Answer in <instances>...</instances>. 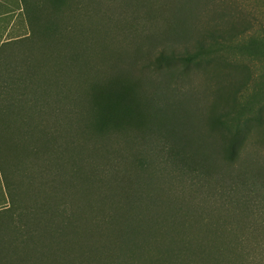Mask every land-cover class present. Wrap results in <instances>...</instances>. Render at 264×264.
Returning a JSON list of instances; mask_svg holds the SVG:
<instances>
[{"label": "trees", "instance_id": "trees-1", "mask_svg": "<svg viewBox=\"0 0 264 264\" xmlns=\"http://www.w3.org/2000/svg\"><path fill=\"white\" fill-rule=\"evenodd\" d=\"M226 1L212 0L231 20L227 28L212 30V44L196 39L192 53L159 28L147 30L152 20L143 16L128 38L111 37L135 49L114 50L101 29L112 27L113 15L101 0H24L29 35L0 45V103L9 118L8 132L0 130V264H243L244 250L255 253L241 243L245 229L239 236L233 227L238 212L212 199L214 182L243 180L237 161L254 128L229 126L224 91L215 89L207 123L218 148L210 164L172 143L174 128L154 135L162 122L148 113L149 87L190 96L172 80L214 63L219 39L253 28L236 0L224 10ZM152 5L146 13L156 12ZM255 123H264L263 111ZM7 138L17 152L6 150Z\"/></svg>", "mask_w": 264, "mask_h": 264}, {"label": "rangeland", "instance_id": "rangeland-1", "mask_svg": "<svg viewBox=\"0 0 264 264\" xmlns=\"http://www.w3.org/2000/svg\"><path fill=\"white\" fill-rule=\"evenodd\" d=\"M133 1L101 0V8L113 15V17H109L110 14L107 16L112 27L104 23L101 28L102 33L110 36L108 37L109 43L115 46L114 50H119L118 52H129L135 49V43L127 38L130 34H134L135 28H141L140 23L144 19L141 16L152 20L147 30L153 33L159 31L167 38L175 39L177 43L185 45L181 48L182 50L186 48L192 53L197 51L196 39H202L207 45L212 44L209 40L212 30L222 31V28H227L231 21L225 14L226 11H216L212 0ZM231 1H226L224 10L231 4ZM150 3L154 4L150 6L155 9L154 14L146 13L147 10L144 9V5ZM235 3L240 13L242 12V21H247V25L250 24L253 28L231 42L224 38L219 39V44L215 48L218 54L215 56L214 63L203 65L201 68L191 65L190 69L186 70L188 74L185 72L186 77L172 80L174 83L178 82L177 88L190 96L179 99L169 91H159V89L149 87L151 103L148 113L152 119L162 122V129L156 128L158 133L154 135L161 136L160 133L164 131L163 127L167 131L174 128L175 138L169 137L172 143L185 146L194 152L196 160L198 158L207 159L210 164L217 156L218 148L212 135V126L207 123V120L212 117V106L216 101L215 97H212L215 89L224 91L220 109L224 114L227 113L225 120L229 126L249 124L254 128L237 161L243 166V180L240 179V182L235 183L233 177L230 176L225 183L223 181L214 182L213 187H216V191L212 199L222 200L224 204L218 207L222 205L229 209L230 213L238 212L237 222L234 223L237 226L233 227L237 228L239 236L241 233L238 231L241 228L245 229L244 232L248 236L244 235L242 239L245 242L241 243L255 247L253 250L255 253L244 250L240 261L247 260L243 264H252L248 260V254H253L255 264H264V180L260 179L264 177V171H260L259 168L264 163L262 160L264 158V123L260 126L255 123L259 113L262 111L264 113V0H236ZM138 6H141L143 11L136 14L135 10ZM23 7L24 0H0V45L8 39L23 38L29 35L30 29L22 16ZM116 21H119L122 27L113 25L117 24ZM123 34H127V38L124 37L122 43L120 40L111 38H118V35ZM13 50L14 54L21 51L20 47ZM229 63L232 65L231 68L228 67ZM217 65L220 67L215 68ZM222 78L223 81H221ZM156 92L167 94L164 98H159L161 93L156 96ZM230 92H234V98L228 101ZM154 102L157 104L155 105ZM0 104V130H3L2 134L5 135L4 131L8 132L9 118L6 115L2 117L5 113L2 111L3 103ZM7 113L10 117V112ZM155 141L157 138L152 136L150 142ZM6 142V150L8 148L10 151L11 148H15L10 138H7ZM15 149L17 152V147ZM255 151L262 159L256 156L247 159L246 156ZM214 175L213 172L210 177ZM154 179L158 181L156 177ZM205 186L207 187L204 189L205 193L212 194V180L205 182ZM188 187L191 186L188 185ZM167 200L171 199L167 197ZM228 235L229 237L235 236L234 234Z\"/></svg>", "mask_w": 264, "mask_h": 264}]
</instances>
